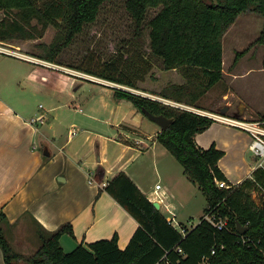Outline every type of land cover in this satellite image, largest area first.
Masks as SVG:
<instances>
[{"label": "crops", "instance_id": "1", "mask_svg": "<svg viewBox=\"0 0 264 264\" xmlns=\"http://www.w3.org/2000/svg\"><path fill=\"white\" fill-rule=\"evenodd\" d=\"M243 62L232 72L223 67V77L228 73L235 81L244 71L263 69L261 61L246 64L242 70ZM34 63L44 68L27 63L15 82L0 84V208L13 223L8 227L9 236L32 227L56 230L71 222L74 236L66 233L62 237L68 249L116 233L120 246L126 247L139 222L109 192H100L120 171L152 201H159L169 219L182 227L195 225L186 222L198 213L205 214L207 198L158 140L161 125L132 100L116 96L115 86L80 74L82 69ZM140 84L145 85V79L137 81L142 89ZM142 90L151 92L145 87ZM237 94L231 88L226 96L239 101L219 98L213 109L205 110L240 118L264 116ZM35 97L41 100L38 105L31 104ZM227 105L228 110L222 112ZM41 114L43 122H30ZM196 140L203 147L216 144L225 151L219 165L232 184L252 176L258 168L251 135L241 128L214 120L196 134ZM45 144L50 155L44 153ZM100 167L104 169L102 181L94 177ZM0 264H7L1 246Z\"/></svg>", "mask_w": 264, "mask_h": 264}, {"label": "trees", "instance_id": "2", "mask_svg": "<svg viewBox=\"0 0 264 264\" xmlns=\"http://www.w3.org/2000/svg\"><path fill=\"white\" fill-rule=\"evenodd\" d=\"M105 1L0 0V9L5 11L0 19V40L35 37L37 30L34 29L38 27L34 20L43 29L53 24L61 34L45 55L38 56L56 62L57 53L85 24L97 19ZM126 6L139 29L149 9L161 6L149 21L151 52L163 59L165 69L183 68L188 79L184 83L169 84L159 94L196 106L223 78V38L238 15L253 10L264 16V0H126ZM258 41L264 42V26ZM243 53H237L236 58ZM137 72L132 75L122 72L119 77L98 76L137 87V81L144 79L137 76ZM115 90L116 96L132 100L143 112L147 109L174 119L157 137L206 196L205 214L199 223L191 227L184 225L185 233L180 232L136 182L125 171H120L100 192H109L139 222L126 247L120 246L116 233L110 238L80 243L68 251L62 244V237L66 233L74 236V228L71 222H65L56 230L38 229L41 245L26 256L11 246L7 233L13 223L0 208V246L6 263L264 264V167L256 168L252 176L238 184L230 183L219 165L225 151L216 144L203 147L196 140V134L207 129L213 118L128 90ZM98 170L94 177L102 181L104 169ZM218 180H226L231 186L220 187ZM207 216L215 222L226 219V224L219 227ZM238 221L247 226L244 232L239 231Z\"/></svg>", "mask_w": 264, "mask_h": 264}, {"label": "rangeland", "instance_id": "3", "mask_svg": "<svg viewBox=\"0 0 264 264\" xmlns=\"http://www.w3.org/2000/svg\"><path fill=\"white\" fill-rule=\"evenodd\" d=\"M160 9L161 6L150 8L146 20L139 29L136 20L127 9L126 0L105 1L97 19L85 24L82 31L78 32L71 42L57 53L56 62L70 68L89 70L98 75L109 74L119 77L122 72L125 75H132L138 71L136 75L145 79V85L140 84V87L142 89L145 87L154 93H160L169 84L186 82L188 76L183 74V68L165 69L163 59L151 52L149 21ZM4 16L5 11L0 9V19ZM33 23L38 27L34 29L37 30L35 37L0 40V44L21 48L22 51L33 55H45L53 42L58 40L60 30L53 24L43 29L36 20ZM263 26L264 16L257 11L247 10L238 15L223 38V59L225 61L223 67L226 72H232L241 60L244 61L243 68L241 66L242 70L245 69L246 64L257 65L263 61L264 42L258 41ZM243 51V55L237 59V53ZM27 63L38 65L32 61L0 52V84L7 80L15 82L20 72L28 66ZM38 66L44 68L42 65ZM48 68L45 67L50 70ZM254 70L251 73L242 72L243 74L235 81H231L232 78L225 73V76L199 99L197 105L204 109H213V102L219 98L239 101L238 98L232 99L226 96L233 88L237 89L238 97L246 98L250 104L264 112V71H262L264 67L263 69L255 67ZM53 72L58 71L54 69ZM40 102L41 100L35 97L31 104L38 105ZM204 200V204L207 205V199ZM203 213H198L195 218L186 223L196 225ZM32 228L25 233L13 232L10 236L7 233L14 251L29 256L39 248L41 240L38 230L36 227ZM62 244L66 250H72V248L68 249L69 244L66 239Z\"/></svg>", "mask_w": 264, "mask_h": 264}, {"label": "built area", "instance_id": "4", "mask_svg": "<svg viewBox=\"0 0 264 264\" xmlns=\"http://www.w3.org/2000/svg\"><path fill=\"white\" fill-rule=\"evenodd\" d=\"M0 52L11 54L19 58L26 59L28 61H32L36 63L38 62V63H42L44 65H48L52 67L63 68V65L61 64H58L50 60H46L44 58L39 57L36 54L33 55L30 53L24 52L22 51L21 48H15V47H10L7 45L0 44ZM64 68H67V67L64 66ZM78 72L86 77L98 79L99 81L113 85L116 88L128 90L130 92H134V93H137L143 96H147L159 102L167 104L169 106H173V107H176L182 110H188V111L198 113L201 115L209 116L213 118L214 120H218L223 123H226V124H229V125H232V126H235V127H238V128H241L247 131L251 135V138H252L250 147H251V150L254 156L257 159L258 167H264V119L263 118H256V119L243 118V117L240 118V117H235L229 114L209 111V110H205L199 106L192 105L187 102L165 97L159 93L148 92L140 88L130 86L124 83H120L117 81H113V80H110V79H107V78H104L98 75H94L88 72H84V71H78ZM44 120H45L44 115L41 114V115L32 117L30 122L36 123L39 121L43 122ZM217 183L220 187H230L231 186L229 182H227L226 180H218ZM160 187H161V184H157V188H160ZM207 217L219 227H223L226 224V219H221L220 221L215 222L211 216H207ZM169 220L180 232L185 233V229L174 218H171Z\"/></svg>", "mask_w": 264, "mask_h": 264}, {"label": "water", "instance_id": "5", "mask_svg": "<svg viewBox=\"0 0 264 264\" xmlns=\"http://www.w3.org/2000/svg\"><path fill=\"white\" fill-rule=\"evenodd\" d=\"M229 108V105L225 106L224 108L221 109L222 112H226ZM145 113L154 121H156L157 123H159L161 125L162 129H165L166 127H168L172 122H173V118L172 117H168L166 115L163 114H153L152 112L148 111L147 109H144ZM44 153L47 155H50V150L48 149V146L45 144L44 145ZM154 205L157 208H160L161 204L159 201H153ZM247 226L242 225V223L240 221H238V229L240 232H244L246 230Z\"/></svg>", "mask_w": 264, "mask_h": 264}]
</instances>
